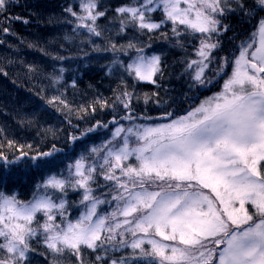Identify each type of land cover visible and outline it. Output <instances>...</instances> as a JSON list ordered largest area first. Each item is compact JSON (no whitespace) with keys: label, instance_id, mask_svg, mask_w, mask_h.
<instances>
[{"label":"snow or ice","instance_id":"obj_1","mask_svg":"<svg viewBox=\"0 0 264 264\" xmlns=\"http://www.w3.org/2000/svg\"><path fill=\"white\" fill-rule=\"evenodd\" d=\"M33 7L0 0V264H264V0Z\"/></svg>","mask_w":264,"mask_h":264},{"label":"trees","instance_id":"obj_2","mask_svg":"<svg viewBox=\"0 0 264 264\" xmlns=\"http://www.w3.org/2000/svg\"><path fill=\"white\" fill-rule=\"evenodd\" d=\"M21 5L25 3H29L34 5V7L31 9V11H43L45 16L51 15V14H59L61 5L65 3V0H20ZM23 11V9H17V12ZM16 30L25 37L32 38L34 36L38 35H45L50 32H57L60 31L59 29H53L51 27L45 28V27H37L35 24L29 25L27 27L23 25H16ZM67 47V45H66ZM25 56L27 57L28 60H36L41 63H47V58L43 57L39 52H36L34 50H25L24 52ZM104 61L102 60L101 63ZM97 66H93V70ZM103 75L102 72H95V75L93 77L94 81L99 82L100 77ZM85 82L88 81L89 76H85ZM104 86H107L109 81L104 80L103 82ZM97 86L100 87V83H97ZM101 90L103 91L104 88L101 87ZM144 91H147L148 89L145 88L143 89ZM9 92L12 93V96L15 97V100L12 99V97H6L2 94H0V104H7L9 106V110L11 109V105L15 103H20L23 102V99L26 95H28L24 89H16L15 86H10L8 89ZM108 92H105V95H108ZM155 114V113H152ZM5 119H9L5 117L2 113H0V121H3ZM75 199V197H72Z\"/></svg>","mask_w":264,"mask_h":264}]
</instances>
